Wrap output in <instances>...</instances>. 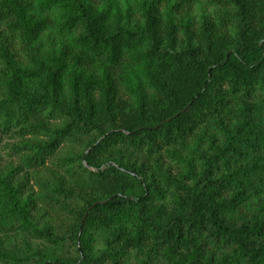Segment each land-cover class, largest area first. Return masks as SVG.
<instances>
[{"label": "trees", "instance_id": "obj_1", "mask_svg": "<svg viewBox=\"0 0 264 264\" xmlns=\"http://www.w3.org/2000/svg\"><path fill=\"white\" fill-rule=\"evenodd\" d=\"M0 264H264V0H0Z\"/></svg>", "mask_w": 264, "mask_h": 264}, {"label": "rangeland", "instance_id": "obj_2", "mask_svg": "<svg viewBox=\"0 0 264 264\" xmlns=\"http://www.w3.org/2000/svg\"><path fill=\"white\" fill-rule=\"evenodd\" d=\"M6 142H11V140L9 138H5L4 141L2 142L3 144Z\"/></svg>", "mask_w": 264, "mask_h": 264}]
</instances>
